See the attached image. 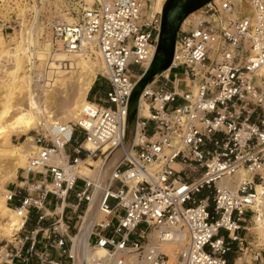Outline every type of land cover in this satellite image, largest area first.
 I'll return each mask as SVG.
<instances>
[{"label": "built area", "instance_id": "obj_1", "mask_svg": "<svg viewBox=\"0 0 264 264\" xmlns=\"http://www.w3.org/2000/svg\"><path fill=\"white\" fill-rule=\"evenodd\" d=\"M49 1L0 5L26 6L33 21L38 5ZM146 3L93 0L90 7H73L70 23L42 22L65 54L98 51L108 91L101 100H89V91L77 120L42 119L31 131L35 150L16 182L2 191L22 223L13 241L0 239V264H29L33 257L38 264H61L51 257L55 251L73 261L65 248L71 242L68 211L78 227L103 178L97 207L105 216L93 224L89 244L93 238L95 246L131 253L142 264H169L161 249L166 243L177 246V264H264L253 220L264 196V0H246L247 12L229 0H211L185 29L180 26L171 66L143 90L148 114L137 116L126 142L130 96L151 64L161 31V14H147ZM16 27L15 15L2 30ZM34 65L32 59L27 67L39 95L47 82ZM135 65L138 75L130 70ZM179 67L184 77L174 74L172 80ZM181 83L189 88H179ZM87 159L102 160L95 178L75 173ZM31 220V230L20 237ZM140 224L148 230L136 232ZM154 229L159 232L150 239Z\"/></svg>", "mask_w": 264, "mask_h": 264}, {"label": "bare ground", "instance_id": "obj_2", "mask_svg": "<svg viewBox=\"0 0 264 264\" xmlns=\"http://www.w3.org/2000/svg\"><path fill=\"white\" fill-rule=\"evenodd\" d=\"M159 1L160 0H154L153 4L155 8L153 7V10L157 11L153 14L162 13L163 6L159 9L157 7ZM215 1L218 2V0ZM51 2L52 1H49L47 3L51 4ZM55 2L62 3L58 0ZM150 4L153 5L152 3ZM16 5L20 4L16 3ZM44 5L45 3L41 2V10ZM0 6H3V8L6 7L5 10H7V7H10L9 3H4ZM17 9L19 10L20 8ZM240 9L244 12L251 11L246 4V0L241 4ZM39 12L40 9L35 10L34 13H36V16L34 22L30 24V27L26 28V33L19 32L20 34L22 33L21 37L19 36L22 38L20 40L21 42L10 39L8 45H4L3 39H0V64L4 66V73L2 77H0V238L8 239V241H11L14 234L20 229L22 219L6 204L2 196V191L6 189V183L17 180L19 170L25 168L28 158L35 150L32 137H29L28 133L31 132L33 128H36L42 119L52 123L62 124L67 123L69 119H74V121L77 120L81 107L88 102L86 99L87 94L99 72L97 69L99 67L96 68L95 65L97 62H102L98 51L95 49H91L92 55L88 54V52L68 55L62 52L59 47L55 49L51 38H48V40L38 45V42L35 38L31 37L30 33L34 34L40 30V24L36 18ZM186 26L187 24L181 28L185 29ZM23 33L26 34L27 37H25ZM32 45L37 47L33 51L30 50V46ZM62 57H67L70 61V65L65 66L60 72V74H63V77L51 83L49 86L46 84V89L41 92V95L34 93L32 91L33 89H31L32 76L27 74L29 69L26 68V65H28L32 59L47 65L53 59H60ZM98 65H100V63ZM35 67L37 66L34 65V69ZM103 72L105 73V69ZM152 84L153 82L147 87L150 88ZM39 96L41 97L39 98ZM147 114L148 106L141 95L137 116H146ZM13 136H26L27 139L24 143L17 146L11 142ZM96 161L98 162L95 164L91 163L92 161L90 162L89 159L85 162H80L75 167V173L79 176L95 178L102 163L101 159ZM60 162L63 163L62 160ZM85 164H88L90 167ZM91 165H95V168H92ZM262 173L264 178V169ZM104 174L107 173L105 172ZM99 186L100 188H98V190H102L105 185L99 183ZM96 196L97 192L91 200L88 210L81 217L82 221L78 232L71 237L69 250L70 254L73 256V264H83L89 259L100 262L108 259L111 255L105 248H100L98 246H95V249H97L96 251L91 250L88 242L93 224L99 222L105 216L97 207L98 202ZM260 199L262 202L254 206L258 215H255L253 220L256 221V242H260V244L264 246V196ZM158 232L157 229L152 230L149 233V238H156ZM176 247L172 243H166L161 247L175 263H177V256L175 255V250H177ZM118 253L119 252L113 253L116 263L129 264L127 263L129 260L120 258ZM245 260L248 261V258L246 257ZM236 263L241 264L242 259H237ZM132 264L142 263L134 260Z\"/></svg>", "mask_w": 264, "mask_h": 264}, {"label": "rangeland", "instance_id": "obj_3", "mask_svg": "<svg viewBox=\"0 0 264 264\" xmlns=\"http://www.w3.org/2000/svg\"><path fill=\"white\" fill-rule=\"evenodd\" d=\"M55 1L56 0H53L52 1L54 3V5H53L52 2H51V4L46 3L45 4L46 6L44 5L43 8H42V10L40 8L41 6L38 5V9H40V11H41L40 12L41 15H40V18L38 20V23L40 24V30H38L37 33L36 32L35 33L33 32L35 35L32 34V33H30L31 37L36 39V41L38 42V45H40L41 43H43V41L48 40V38H51L50 32L43 26L42 22H45V21H48V20H51V19H55V18H60V19H62L64 21H66V22L67 21L68 22L69 21L72 22L73 19H72V14L70 12H71V9L73 7H75V10L77 11L79 6H81V7H90V5L93 2V0H87V1L84 0L86 2V4H83L82 2H80V0H58V1H61L62 3H58V2H55ZM218 1H226V0H218ZM229 1L233 2L234 4L236 3V6H238V7H241V4L244 2V0H229ZM165 2H166V0H160L159 3H158V5H157L158 9L160 7L162 8V6H164ZM150 3L153 4L154 3V0H152V2H151V0H147L146 10H147V14H151L152 15L157 10L154 11L153 10L155 8L154 7V4L151 5ZM15 7H16V10L15 9H12V7H7V10H5L6 7L3 8V6L2 7L0 6V39L1 40L3 39L4 45H8L10 39H14L16 42H21L20 40L22 38H20V37H21V34L22 33L20 34L19 32L21 31V32L26 33V28L30 27L31 26L30 24H32L34 22V20L32 21L31 17L29 18L27 16V14H26V11H27L26 10V6L16 5ZM17 8H20V9L18 10ZM11 14H15L17 16V21H18V26L19 27H16L14 30H12V29L2 30L3 25H4L5 22H7V21L9 22L11 20H14L15 15H11ZM32 16H33V14H32ZM35 16H36V13L34 15V18H35ZM193 16H194V13L191 14L190 16H188L185 19V21L183 22V24H182L181 27H184L187 24V21L190 18H192ZM21 23L24 24V27H23V24H21ZM11 25H12V27H14V23H12ZM7 35H8V37H7ZM24 35H25V37H27L26 34H24ZM32 47H33V49H36L37 48V47H35V46L32 45V46H30V50H32L31 49ZM56 48L57 47H55V49ZM0 54H1V52H0ZM88 54L92 55L91 52H88ZM85 56H88V55H85ZM99 63H100L101 66L98 65ZM69 65H70L69 59H67V57L66 58L65 57H62L60 59H53L47 65H45V64L40 63L39 61H37V65H35L37 67H35V70H40V69L41 70H44L45 80H46V82H47V84L49 86V85H51V83L56 82V81L60 80L63 77V74L62 73L60 74V72L64 69L65 66H69ZM27 66L28 65H26V68H28ZM95 66H96V68L99 67V68H97L99 70V72L96 75V77H97V83L95 84L93 90L89 94V97H88L89 100H97V99L101 100L103 97H105L106 92L108 91V86L104 83L103 78L100 76L101 73L102 74L104 73L103 72L104 71V69H103L104 68L103 63L102 62H97V64ZM130 70L132 71V73L134 75H138V74H140V70L141 69H140V67L138 65H135V66H132L130 68ZM3 73H4V66L0 64V77H2ZM27 74H29V73L27 72ZM174 74H176V76L179 77V78H183L184 77V68L183 67H179V68L173 69L171 71V73H170V76H171V79L172 80L174 79V77H173ZM96 77H95V79H96ZM159 85L160 86H163V82H160ZM168 88H170V85L168 86ZM179 88L186 90V89L189 88V84L188 83H181V84H179ZM31 89H33L32 85H31ZM39 95H41V93ZM40 97L41 96H39V98ZM176 106L177 105L169 106L167 109H171V108L176 107ZM71 121H74V119H69L67 122H71ZM33 129H35V128H33ZM132 132H133V129H130V130L127 129L126 142H128L131 139L132 134H133ZM28 135H29V137H32L33 136L32 132H29ZM26 139H27L26 136H20V137L13 136L11 142L13 144L19 146V144L24 143L26 141ZM82 139H83V134H80L78 136V138H77V141L80 142ZM32 143H33V141H32ZM118 156H119V153L116 152L114 154V156L112 157V159L110 157V159H109L110 161L108 162V166H112V164L115 163V160L117 159ZM89 161L90 162L92 161L91 163H94V164L96 162H98L95 159L94 160H90L89 159ZM91 166H92V168H95V165L94 166L91 165ZM108 170L109 169L106 168L105 169V172L108 173ZM90 173H93V172H90ZM18 175L20 176V170L18 172ZM105 175L106 174H104V177H105ZM35 178H37V177H35ZM15 182H16V180L9 181L6 184H7L8 187H11L12 184L15 183ZM6 184H5V186H6ZM100 184L101 185H105L104 184V178L101 180V183ZM77 187L80 188L81 187V184H78ZM99 191H101V190H98L97 191V196H96L97 200H98ZM204 195H206V192L205 191H203L201 194L197 195L196 196V199L202 198ZM70 201H73V198H71ZM47 205L48 206H51L48 203H47ZM82 212H83V206L79 210V213H82ZM73 216L74 215L72 214V212L68 211V217H69L70 224H72V222L74 220V217ZM32 224H33V220H31L29 222L28 226H26L25 229L21 232L20 237L22 235H26L31 230ZM79 224H81V223H79ZM78 228L79 227H76V229H71L70 230V237L71 236H74L78 232ZM140 230H148V227L145 224H140L137 227L136 232H139ZM0 239H4V238H0ZM131 239H134V237L131 236ZM6 240H8V239H6ZM93 240H94L93 238L90 240V244L89 245H90L91 250H93V251L95 250L96 251L97 249H95V245L92 242ZM11 241H13L12 238H11ZM70 245H71V242L70 241H67V245H66L65 248L66 249H69L70 248ZM174 250H175V248H174ZM115 253L116 252H114V254ZM175 253H176V250H175ZM110 254H111L110 257L108 259L104 260V261H100L99 262V261H94L92 259H89V260H86L83 264H92V263L93 264H117L116 261L114 260L115 255L113 253H110ZM118 255L120 256V258L127 259L129 261L136 260L135 256L133 254H131V253L126 254V253L119 252ZM228 258L229 259H232L233 256L230 255ZM68 261L69 262L67 264H73V261H71L69 259H68ZM129 261L127 263H129V264L131 263L132 264L133 261H131V262H129ZM168 263L169 264H177L173 260H171V258L169 259V262Z\"/></svg>", "mask_w": 264, "mask_h": 264}, {"label": "water", "instance_id": "obj_4", "mask_svg": "<svg viewBox=\"0 0 264 264\" xmlns=\"http://www.w3.org/2000/svg\"><path fill=\"white\" fill-rule=\"evenodd\" d=\"M211 0H166L161 13L159 41L150 67L136 82L128 104L127 129H133L143 90L154 78L171 66L176 34L183 21Z\"/></svg>", "mask_w": 264, "mask_h": 264}, {"label": "crops", "instance_id": "obj_5", "mask_svg": "<svg viewBox=\"0 0 264 264\" xmlns=\"http://www.w3.org/2000/svg\"><path fill=\"white\" fill-rule=\"evenodd\" d=\"M96 83H97V78L95 79L93 85L91 86V88H90V92L93 90V88H94V86H95ZM81 217H82V216H81ZM80 223H81V222H80ZM69 225H70V230H71V229H76V226H73V222H72V224H70V222H69ZM80 225H81V224H79L78 227H80ZM78 229H79V228H78ZM71 237H72V236H71ZM66 245H67V244H66ZM66 245H65V247H66ZM39 250H41V246L39 247ZM51 257H52L53 259H55L56 261H58L59 263H61V264H67V263L69 262L68 259H67V256H66V255H61V254H60L59 252H57V251H55V252H51ZM14 264H20V263H19V261H14ZM29 264H38V260H37V258H36V257L31 258Z\"/></svg>", "mask_w": 264, "mask_h": 264}]
</instances>
